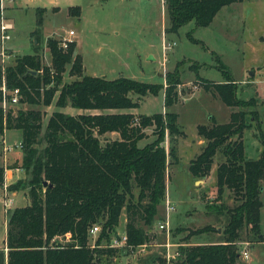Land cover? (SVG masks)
Returning a JSON list of instances; mask_svg holds the SVG:
<instances>
[{
    "label": "trees",
    "instance_id": "trees-1",
    "mask_svg": "<svg viewBox=\"0 0 264 264\" xmlns=\"http://www.w3.org/2000/svg\"><path fill=\"white\" fill-rule=\"evenodd\" d=\"M238 1L241 0H162L170 23L165 31L176 32L190 21L196 27H206L222 7ZM44 11L37 8L36 28L42 24ZM68 12L79 16L80 7L71 6ZM60 43L61 39L47 38L48 65L42 64L39 54H26L17 58L13 66L0 69V102L4 85L7 90L19 89L20 103L49 105L56 88L47 85L59 83L61 73L67 70L75 78L60 86L57 108L70 105L78 109H133L139 102L131 95H157L162 91L163 110L137 117L125 111L71 115L54 110L43 127L38 110L4 112L0 106V134L6 129L21 131V164L29 172V204L6 212L0 264H103L101 257L109 259L114 255L116 248L109 244L117 234L122 212L127 236L124 248L145 244L149 236L142 225L153 223L158 205L165 200L167 168L178 159L176 143L179 134L184 133L178 127V114L170 109L178 101L180 79L176 71L165 73L164 84L123 75L113 79L87 75L83 73L81 55L75 52V41H69L65 49ZM217 62L223 80L215 82L197 74L196 84L233 110L227 122L217 123L212 117L209 125L197 126L204 146L188 169L195 179L206 177L219 151L223 160L215 171L218 198L227 188L236 204L226 208L228 221L220 241L178 246L174 264H236L239 232L244 226L263 240L259 220L264 148L258 159L246 158L242 139L249 117L257 114L258 102L255 97L247 101L238 98L237 83L219 58ZM147 128H151L150 133ZM42 129L46 143L39 150ZM111 132L119 137L102 143L100 136ZM149 136L153 137L150 142L138 145ZM4 171L0 166V186ZM20 185L18 181L9 188L18 190ZM134 188L138 190L136 197ZM94 224L100 225V231L92 246L88 232ZM212 230V226L205 225L197 232ZM101 240L107 246H101Z\"/></svg>",
    "mask_w": 264,
    "mask_h": 264
},
{
    "label": "rangeland",
    "instance_id": "rangeland-1",
    "mask_svg": "<svg viewBox=\"0 0 264 264\" xmlns=\"http://www.w3.org/2000/svg\"><path fill=\"white\" fill-rule=\"evenodd\" d=\"M76 5L81 8L80 16L68 12L69 6ZM40 7L45 8V11L41 26L36 28L37 8ZM164 11L162 0H14L4 10L13 29L6 45L9 57L0 64L3 70L13 66L17 58L26 54H39L42 64H50L47 38L62 39L63 36L68 37L69 30H73V38L79 41L78 51L84 56L87 74L108 79L123 75L147 83H162L167 72L176 71L179 76L178 101L170 109L178 114V127L184 134H179L176 143L177 162L167 168L165 200L158 205L150 226L141 223L149 240L134 249L113 247L116 249L111 258L101 257L103 264H174L179 256L176 254L178 246L221 240L220 234L228 221L226 208L236 204L231 190L227 188L218 198L215 171L223 156L217 151L213 156L211 172L204 178L196 179L195 184L188 169L190 161L204 146L199 141L197 126L209 125L212 117L217 123L227 122L230 110H233L217 95L204 91L196 84L197 74L211 81L223 80L221 71L217 69V58L238 83V98L247 101L255 97L258 102L257 114L249 117V125L243 131L245 157L258 159L264 148V40H261L264 34V0L231 3L222 7L208 26L196 27L194 21H190L176 32L165 31L170 23ZM163 43L170 45V48L163 50ZM74 78L66 70L61 73L59 83L47 85L56 88L49 105L19 102L12 110H38L44 127L50 114L58 109L55 101L60 86ZM161 92L157 95H131L132 99L139 102L136 108L104 109L98 110V113L125 111L133 112L137 117L159 112L163 110ZM60 110L71 115L84 112L70 105ZM146 131L150 133L151 128ZM118 137L116 132H111L100 136V140L104 143L105 140ZM38 139L37 148L40 150L46 143L43 129ZM152 139L149 136L140 140L138 145L142 146ZM168 139L166 135V149ZM5 140L9 144L19 142L17 131L8 132ZM12 151L21 154L22 148L14 147ZM28 178L27 171L26 178L21 180L19 189L15 190L12 208L26 203L24 194L28 192ZM261 185L259 230L263 240L244 226L239 232L240 255L236 264H264V180ZM137 192V188H134L135 197ZM167 200L173 206L168 214L165 206ZM2 207L0 203V210ZM123 213L116 228L119 234L125 232ZM163 221L168 223L164 229L159 227ZM97 225L100 229V225ZM205 225L212 226L213 230L197 232ZM99 231L89 238L92 246ZM3 236L0 221V249ZM100 244L107 246L104 240ZM243 250L247 251V259L242 256Z\"/></svg>",
    "mask_w": 264,
    "mask_h": 264
},
{
    "label": "built area",
    "instance_id": "built-area-1",
    "mask_svg": "<svg viewBox=\"0 0 264 264\" xmlns=\"http://www.w3.org/2000/svg\"><path fill=\"white\" fill-rule=\"evenodd\" d=\"M14 0H0V64L9 57V49L7 48L6 44L11 38L10 31L13 29L12 22L5 16V8L7 7V4H10ZM69 34L72 35L73 31H69ZM71 41L66 38L61 39V47L63 49L67 48L68 42ZM170 45H166L163 43V50L169 49ZM2 71L3 68L0 66ZM1 90L3 92L2 100L0 102V106L2 107L4 112H7L8 110H12L14 106H16L19 103L20 99V91L18 88H13L10 90H7L4 85L1 86ZM5 131V130H4ZM4 134V133H3ZM3 134H0V146L2 155L6 157L7 153L11 152L14 147L22 148L21 142L9 144L6 142ZM14 193L15 190H11L9 188V184H7L5 181L0 186V203L4 207L5 210L12 208L14 206ZM166 206V212L170 210H173V206L169 203L167 200L165 203ZM168 225L167 221H163L159 224V227L164 229ZM99 227L97 224H94L89 229V236H94L98 231ZM127 242V236L125 232L123 234L117 233L116 235H113L111 242L109 244L110 247H125ZM144 245V244H143ZM132 248V247H131ZM178 255V253L176 252ZM242 256L244 259L248 258V254L246 250L242 251Z\"/></svg>",
    "mask_w": 264,
    "mask_h": 264
},
{
    "label": "crops",
    "instance_id": "crops-1",
    "mask_svg": "<svg viewBox=\"0 0 264 264\" xmlns=\"http://www.w3.org/2000/svg\"><path fill=\"white\" fill-rule=\"evenodd\" d=\"M76 6H79V5H76ZM71 7V6H69ZM68 7V8H69ZM80 7V6H79ZM54 8V7H53ZM164 8V6H163ZM58 10V8H57ZM80 13H81V8H80ZM164 15H165V11H164ZM80 16V15H79ZM69 31H73V30H69ZM69 31H68V37H65L63 36L64 38L66 39H69L71 41H75L76 43V47H75V52L77 54H80L81 55V58H82V65H83V73L84 74H87L85 73L86 72V65H85V61H84V56L80 53V51H78V48H79V41L77 38H73V36H75V32L73 31V34L70 35L69 34ZM7 45V44H6ZM152 58V56H150ZM256 73V72H255ZM87 75H90V74H87ZM92 76H96V75H92ZM203 78V77H202ZM164 79V78H163ZM234 79V78H233ZM236 82V80H234ZM215 82H220V81H215ZM245 82H254V81H245ZM164 84V81L162 82ZM237 83V82H236ZM238 84V83H237ZM201 88V87H200ZM162 93V92H161ZM163 95V93H162ZM214 95V94H212ZM67 106V105H66ZM65 106V107H66ZM65 107H62V108H58L57 110H60V109H63ZM83 110L84 112H79V113H76L75 115L77 114H84V113H98V110L97 109H81ZM64 113H66L64 110H60ZM91 111V112H89ZM231 112V110H230ZM133 113V112H131ZM230 115V113H229ZM12 131H17L18 133V138H19V142H21V131L19 129H6L4 131V137L7 138V134L8 132H12ZM200 137V136H199ZM16 140V139H15ZM201 143L204 144V141L201 139L200 137V140H199ZM18 142V141H17ZM1 151H0V166H3L5 168V171H4V181L11 185L13 183H16L18 181H23L26 176H27V172H25V169L21 166V159H22V152L21 154H19V152H15V151H12V152H9L7 153L6 157L5 156H1ZM211 172V171H210ZM193 183L195 184L196 183V179L194 178L193 180ZM17 192V191H16ZM20 193V191H19ZM18 193V194H19ZM16 196V195H15ZM24 197L26 198V203L24 205H27L29 204V196L27 195V192L24 194ZM22 205V206H24ZM124 215V213H123ZM121 217V216H120ZM0 221H1V224L3 226V230H4V239H5V233H6V227H7V216H6V211L5 209L2 207L1 210H0ZM124 222H125V216H124ZM219 230V229H218ZM219 232V231H218ZM208 241V240H207ZM203 242H206V241H200L198 243H203ZM212 242H216V241H208V243H212ZM197 244V243H196ZM4 248V240H3V246L1 247V249ZM0 249V250H1ZM6 251V249H5Z\"/></svg>",
    "mask_w": 264,
    "mask_h": 264
},
{
    "label": "water",
    "instance_id": "water-1",
    "mask_svg": "<svg viewBox=\"0 0 264 264\" xmlns=\"http://www.w3.org/2000/svg\"><path fill=\"white\" fill-rule=\"evenodd\" d=\"M33 73H35V72H33ZM252 72H250V74H251ZM46 184V182H44V185ZM219 231V230H218Z\"/></svg>",
    "mask_w": 264,
    "mask_h": 264
}]
</instances>
